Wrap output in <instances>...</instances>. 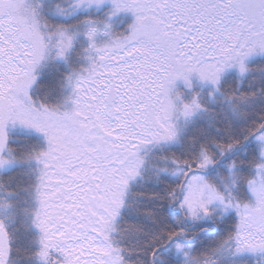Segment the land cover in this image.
I'll use <instances>...</instances> for the list:
<instances>
[{
  "label": "snow or ice",
  "instance_id": "snow-or-ice-1",
  "mask_svg": "<svg viewBox=\"0 0 264 264\" xmlns=\"http://www.w3.org/2000/svg\"><path fill=\"white\" fill-rule=\"evenodd\" d=\"M0 264H264V0H0Z\"/></svg>",
  "mask_w": 264,
  "mask_h": 264
}]
</instances>
